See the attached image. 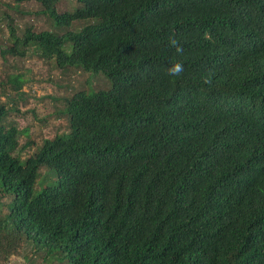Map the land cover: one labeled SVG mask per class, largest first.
<instances>
[{
  "label": "trees",
  "instance_id": "obj_1",
  "mask_svg": "<svg viewBox=\"0 0 264 264\" xmlns=\"http://www.w3.org/2000/svg\"><path fill=\"white\" fill-rule=\"evenodd\" d=\"M1 1L56 29L0 10L3 60L109 85L73 90L67 130L35 143L8 121L25 80L3 75L0 264H264V0Z\"/></svg>",
  "mask_w": 264,
  "mask_h": 264
},
{
  "label": "rangeland",
  "instance_id": "obj_2",
  "mask_svg": "<svg viewBox=\"0 0 264 264\" xmlns=\"http://www.w3.org/2000/svg\"><path fill=\"white\" fill-rule=\"evenodd\" d=\"M5 3H8L10 8H7ZM39 9L40 6L36 2L15 5L14 3L0 0V10L7 12L13 18L19 34L26 27H31L32 31L47 29L56 31L53 23L46 17L33 14ZM71 9H73L72 1L59 0L57 4L59 13L70 11ZM5 27L0 33V49L7 46V43L4 42L8 35ZM62 50L68 53V44H64ZM3 75H20L26 81L22 83L20 90L30 95V101L27 104L20 103L18 107L21 113H10L8 116L10 120L8 121L12 122L11 124H17L19 129H28L29 134L33 135L32 138L35 143H40L44 138H52L54 134L67 130V117L61 113L64 104L63 98L70 96L73 90H82L88 86L102 89L106 88L107 84L109 85V82L107 80L106 82L103 77L96 76L93 79L88 76V73L80 70L60 71L50 69L49 63L38 55H26L24 58H12L9 56L6 60H3L0 56V81L4 78ZM1 88L0 86V90ZM6 88L10 92L11 98H13V89L10 86H6ZM6 101L7 99L0 95V102ZM59 111L61 112L58 113ZM25 140L26 137L22 136L21 141L24 142ZM0 213H2L1 210Z\"/></svg>",
  "mask_w": 264,
  "mask_h": 264
},
{
  "label": "clouds",
  "instance_id": "obj_3",
  "mask_svg": "<svg viewBox=\"0 0 264 264\" xmlns=\"http://www.w3.org/2000/svg\"><path fill=\"white\" fill-rule=\"evenodd\" d=\"M169 46L173 47L177 50V52H182L181 45L179 42L175 39V37L170 38L169 40ZM184 72V65L180 62L172 63L166 70V74L169 77H179ZM210 80H206V83H210Z\"/></svg>",
  "mask_w": 264,
  "mask_h": 264
},
{
  "label": "crops",
  "instance_id": "obj_4",
  "mask_svg": "<svg viewBox=\"0 0 264 264\" xmlns=\"http://www.w3.org/2000/svg\"><path fill=\"white\" fill-rule=\"evenodd\" d=\"M23 260L20 257H11L7 262L3 264H22Z\"/></svg>",
  "mask_w": 264,
  "mask_h": 264
}]
</instances>
